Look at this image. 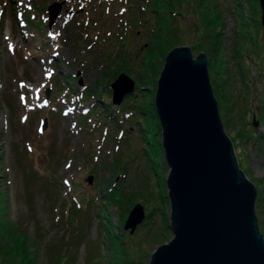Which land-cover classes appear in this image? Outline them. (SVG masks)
Listing matches in <instances>:
<instances>
[{"label": "rangeland", "instance_id": "rangeland-1", "mask_svg": "<svg viewBox=\"0 0 264 264\" xmlns=\"http://www.w3.org/2000/svg\"><path fill=\"white\" fill-rule=\"evenodd\" d=\"M168 1L0 0V264H19L28 251L30 264H147L172 235L151 101L166 51L178 43L219 69L223 128L256 186L264 234L259 0H216L223 22L214 27L197 0ZM122 71L135 86L115 104L110 83ZM136 202L144 217L130 232L123 224ZM9 236L18 251L10 253L17 245Z\"/></svg>", "mask_w": 264, "mask_h": 264}, {"label": "water", "instance_id": "water-1", "mask_svg": "<svg viewBox=\"0 0 264 264\" xmlns=\"http://www.w3.org/2000/svg\"><path fill=\"white\" fill-rule=\"evenodd\" d=\"M259 6L264 27V0ZM54 7H48L51 19ZM134 86L132 77L119 72L110 83L111 101L118 103ZM153 103L168 165L172 235L153 248L147 264H264L257 189L239 167L224 131L205 53L197 49L193 56L184 43L167 49ZM46 125L44 118L41 127ZM143 217V205L136 202L123 228L132 232Z\"/></svg>", "mask_w": 264, "mask_h": 264}, {"label": "trees", "instance_id": "trees-1", "mask_svg": "<svg viewBox=\"0 0 264 264\" xmlns=\"http://www.w3.org/2000/svg\"><path fill=\"white\" fill-rule=\"evenodd\" d=\"M171 1L172 0H169L168 1V4L170 5V3H171ZM249 1H251V0H249ZM197 3L199 4V9H198V14L200 15V17L201 18H203L205 21H206V23L208 24V25H210V26H212V27H214V23H221V22H223V18H222V14H221V10L217 7V5L219 4V3H217V1L216 0H197ZM235 3H237V0L235 1ZM238 4H241V2H238L237 4H235L234 6H238ZM170 6H172V5H170ZM219 6V5H218ZM174 9V8H173ZM172 9V10H173ZM174 12V11H173ZM210 13H212V14H210ZM168 15H170L171 16V14L169 13ZM169 16V17H170ZM240 16H241V13H240ZM169 17H167L166 16V18H167V22H170L171 20H170V18ZM166 18H164L163 17V19L164 20H166ZM172 18H174V17H172ZM258 20V19H257ZM244 25V24H243ZM169 30H170V28H169ZM250 34V33H249ZM171 37H172V35H170ZM171 37H169V38H167V39H171ZM158 38V36L156 35L155 36V40ZM167 39H165V40H162V42L164 43V41H166ZM168 42V41H167ZM147 44H148V42H147ZM166 44V43H165ZM125 58V57H124ZM123 58V59H124ZM207 65H208V68H209V74H210V81H211V84H212V87H213V92H214V95L216 96V92H217V90L215 89V85H217V81H216V77H217V73L219 72V69L217 68V70L218 71H216V68L215 69H213L212 68V65L210 64V61L209 60H207ZM126 67H128V66H126ZM124 68H125V66H124ZM127 69V68H126ZM221 72V71H220ZM226 79V80H225ZM224 80H225V82H227V81H229L226 77H224ZM147 81V80H146ZM218 82H220V81H218ZM219 84H221L222 85V87H223V84L222 83H219ZM217 87V86H216ZM221 87V88H222ZM223 89V88H222ZM139 104H140V107H139V109H141L140 111L142 112V110H143V108L144 107H146V103L145 102H139ZM151 104H154L153 103V100L151 101ZM218 105L219 106H224V103L223 102H218ZM115 109H118V107H115ZM153 109H155V106H153ZM115 114H116V112H114ZM118 116V115H117ZM154 116H156V112L154 111ZM262 117H264V115L262 116ZM157 124L159 125V127H160V124H159V121H157ZM259 200V196L258 195H256V199H255V203L257 202ZM105 216V215H104ZM101 217H102V215H101ZM170 237V235L168 236V238ZM22 248V250L23 251H25V246H21ZM25 254H26V252H25ZM31 259H32V256L30 255V253H29V251H28V253L26 254V258H25V261L26 262H28V261H31ZM21 262L19 261V264H20ZM29 263V262H28ZM30 264V263H29Z\"/></svg>", "mask_w": 264, "mask_h": 264}, {"label": "snow or ice", "instance_id": "snow-or-ice-1", "mask_svg": "<svg viewBox=\"0 0 264 264\" xmlns=\"http://www.w3.org/2000/svg\"><path fill=\"white\" fill-rule=\"evenodd\" d=\"M3 231H4V229H3V227L2 226H0V240H3ZM9 239L14 243V244H16L17 245V248L16 249H9V251H10V253L12 252V251H18V249H19V246H20V242L18 241V240H16L14 237H12V236H9ZM3 245H0V254H2V252H3ZM21 264H27V262H25V261H22L21 262Z\"/></svg>", "mask_w": 264, "mask_h": 264}, {"label": "bare ground", "instance_id": "bare-ground-1", "mask_svg": "<svg viewBox=\"0 0 264 264\" xmlns=\"http://www.w3.org/2000/svg\"><path fill=\"white\" fill-rule=\"evenodd\" d=\"M22 6H24V4L22 3Z\"/></svg>", "mask_w": 264, "mask_h": 264}]
</instances>
